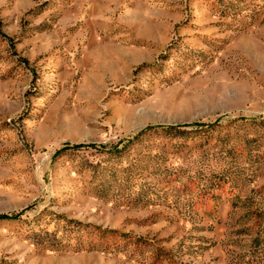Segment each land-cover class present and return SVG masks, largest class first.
<instances>
[{
    "label": "rangeland",
    "instance_id": "1",
    "mask_svg": "<svg viewBox=\"0 0 264 264\" xmlns=\"http://www.w3.org/2000/svg\"><path fill=\"white\" fill-rule=\"evenodd\" d=\"M2 214L0 264H264V0H0Z\"/></svg>",
    "mask_w": 264,
    "mask_h": 264
},
{
    "label": "trees",
    "instance_id": "2",
    "mask_svg": "<svg viewBox=\"0 0 264 264\" xmlns=\"http://www.w3.org/2000/svg\"><path fill=\"white\" fill-rule=\"evenodd\" d=\"M190 127H201L200 124L196 123L193 125H177V126H167V127H150L146 130H144L142 133H147L148 131L151 130H159L161 131L163 134H165L166 137H170L173 139H185L188 138L192 135V131L193 130H188V128ZM143 135V134H142ZM81 148H87V149H104L105 146H97L95 144H90V145H84V144H80V145H75V146H65L62 150H60V152H64V151H68L71 149L74 150H78ZM59 152V153H60ZM116 152H118V150L116 149ZM120 152V151H119ZM16 216L13 215H8V214H2L0 215V221L3 220H11V219H15Z\"/></svg>",
    "mask_w": 264,
    "mask_h": 264
}]
</instances>
